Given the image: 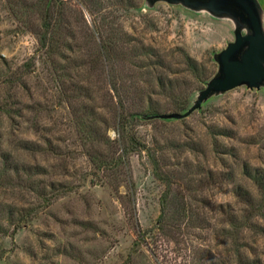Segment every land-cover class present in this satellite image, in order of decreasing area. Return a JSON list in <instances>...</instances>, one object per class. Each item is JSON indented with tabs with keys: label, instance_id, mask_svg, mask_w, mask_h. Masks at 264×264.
Wrapping results in <instances>:
<instances>
[{
	"label": "rangeland",
	"instance_id": "rangeland-1",
	"mask_svg": "<svg viewBox=\"0 0 264 264\" xmlns=\"http://www.w3.org/2000/svg\"><path fill=\"white\" fill-rule=\"evenodd\" d=\"M235 30L182 3L0 0V264H264V86L159 118Z\"/></svg>",
	"mask_w": 264,
	"mask_h": 264
},
{
	"label": "water",
	"instance_id": "water-1",
	"mask_svg": "<svg viewBox=\"0 0 264 264\" xmlns=\"http://www.w3.org/2000/svg\"><path fill=\"white\" fill-rule=\"evenodd\" d=\"M205 7L213 13L228 11L246 24L249 34L234 31L233 42L214 56L218 72L199 92L194 104L184 114L161 115L162 119H181L198 109L208 98L246 85L249 89L264 86V25L261 9L254 0H151Z\"/></svg>",
	"mask_w": 264,
	"mask_h": 264
},
{
	"label": "bare ground",
	"instance_id": "bare-ground-1",
	"mask_svg": "<svg viewBox=\"0 0 264 264\" xmlns=\"http://www.w3.org/2000/svg\"><path fill=\"white\" fill-rule=\"evenodd\" d=\"M220 15H225V16H229L232 22V25L235 29L237 30H241L242 28L245 27V24L240 21L235 15H233L231 12L228 11H221Z\"/></svg>",
	"mask_w": 264,
	"mask_h": 264
},
{
	"label": "trees",
	"instance_id": "trees-1",
	"mask_svg": "<svg viewBox=\"0 0 264 264\" xmlns=\"http://www.w3.org/2000/svg\"><path fill=\"white\" fill-rule=\"evenodd\" d=\"M165 217V214H164V212L162 211V215L160 216V219L161 218H164Z\"/></svg>",
	"mask_w": 264,
	"mask_h": 264
}]
</instances>
